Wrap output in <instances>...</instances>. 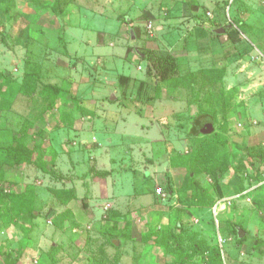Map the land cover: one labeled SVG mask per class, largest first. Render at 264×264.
Returning a JSON list of instances; mask_svg holds the SVG:
<instances>
[{"label":"rangeland","instance_id":"obj_1","mask_svg":"<svg viewBox=\"0 0 264 264\" xmlns=\"http://www.w3.org/2000/svg\"><path fill=\"white\" fill-rule=\"evenodd\" d=\"M55 1L0 0V264H264V0ZM195 141L194 182L165 173Z\"/></svg>","mask_w":264,"mask_h":264},{"label":"trees","instance_id":"obj_2","mask_svg":"<svg viewBox=\"0 0 264 264\" xmlns=\"http://www.w3.org/2000/svg\"><path fill=\"white\" fill-rule=\"evenodd\" d=\"M61 0H56V4H58ZM226 29V34L229 33V29L228 27L225 28ZM212 30V29H211ZM212 33V32H211ZM213 34V37L216 35L214 33ZM140 55V54H139ZM138 56V54H137ZM139 57V56H138ZM224 71L222 70H215V69H211V70H207L205 71L204 73H206L207 76H211L212 78L214 79H217V81H220L223 79V76H224ZM196 81V84H197V79H195ZM156 88L157 90L160 88V85H156ZM48 89L50 91V94L53 95L52 99H56V97L61 94V89L58 85L56 84H53L51 83L49 86H48ZM160 92V91H158ZM114 101H112L113 103ZM214 116L213 115H209V114H206L204 112H199L197 114H195L194 116H191L187 119V123L186 125H184V127L187 129V134L192 136L195 140L196 139H199L200 137H206L208 138L209 135H205L203 134V129L205 127V124L208 122V120H211L213 119L214 120ZM212 135V134H211ZM210 137V136H209ZM205 150H206V147L205 145H201L200 143H197L196 141L192 144V146L188 149V153L187 154H184L182 156H178V155H174L170 161H171V165L173 168L175 169H180V170H186L188 173H187V178L188 180L191 182H194V176L193 174L195 173V175H197L198 173H200V170L198 168V166H203L205 163V161H201L204 157H205ZM264 155L260 154L258 155V157L260 159H264L263 158ZM15 159L18 161V159L15 157ZM23 162V159L18 161V164L19 163H22ZM20 165V164H19ZM179 170V171H180ZM199 191V200L201 199L200 197L203 196L204 197V200H206L207 204L211 207L212 206V203H214V198L210 197L207 193V191L205 189H200L198 190ZM71 194V192H70ZM216 203V202H215ZM214 203V204H215ZM150 233V232H149ZM149 233L147 234H143L142 237L144 240H148V235ZM236 233L239 234V231L236 230ZM157 242V241H156ZM216 262H218L219 264H223V259L221 258V254L218 253L217 255V258H215Z\"/></svg>","mask_w":264,"mask_h":264},{"label":"crops","instance_id":"obj_3","mask_svg":"<svg viewBox=\"0 0 264 264\" xmlns=\"http://www.w3.org/2000/svg\"><path fill=\"white\" fill-rule=\"evenodd\" d=\"M118 111H120V110H118ZM133 115H136L137 116V118H139L141 121H138V119L136 120V127H137V130L138 131H140L142 128H143V125L144 124H146L145 122H143V120H144V113H142V112H140L139 113V115L135 112V111H133V112H129L128 111V116L130 117V116H133ZM123 122H125V123H127V124H135V122H129L128 120H123ZM119 124V122H116V124H115V126H117L118 124ZM73 131V130H71L70 128H66V133L67 134H70L71 132ZM84 133H90V131H85ZM107 134V137L109 138V143H110V145L108 146V148L107 147H97V149H96V151L98 152L99 151V149L100 148H102V149H104V150H108V149H110V151H108V152H105V156H108L109 157V159H110V164H113V160L114 159H112V157H115V158H117L118 156H119V154H117V152H116V150L118 149V147H119V144L117 143V141H114L115 140V135L116 136H121V137H119L120 138V140L118 141V142H124L123 141V138H125V137H123V134L124 133H122V132H118V131H116V132H111L110 130H108L107 132H106ZM91 134H95L94 132H91ZM118 134H120V135H118ZM72 135V134H71ZM82 138H84V136L82 137ZM81 138V139H82ZM112 139H114V140H112ZM93 140H94V138H93ZM98 141V139L97 138H95V142H97ZM89 141L87 140V139H85V140H83V146L84 147H88V148H91V146L89 147L88 146V143ZM88 148H84L83 150H86V149H88ZM82 150V149H81ZM93 150H95V149H93ZM115 150V151H114ZM109 154H111V155H109ZM138 154H139V150H138ZM122 160H123V157H122ZM141 161V160H140ZM139 160H138V162H140ZM125 162V161H124ZM169 163H170V165H169V167H167L166 169H164V172L165 173H171L172 172V165H171V161L169 160ZM157 163H155V164H153V163H149V164H145L144 165V173H143V175H142V180L140 181V182H138V181H136L137 182V186H140V185H142L143 183L145 184V183H147L148 184V187L146 186V187H143V189H142V191H141V189H140V187H139V193H138V196H137V198L140 196V194H141V197L143 196L144 198H147V199H149L150 198V195L151 194H149V192H152L153 190H154V183L157 181V178H155L156 176L157 177H159L160 175H162L163 176V174L162 173H160V171H161V169L160 170H158L157 169V167L155 166ZM162 168V167H161ZM176 170H178V169H176ZM109 171V170H108ZM152 171V172H151ZM179 171V170H178ZM104 172V171H103ZM110 172V171H109ZM125 172H127V171H125ZM105 173V172H104ZM104 173H102V174H104ZM158 173H160V174H158ZM152 174V175H151ZM156 179V180H155ZM102 180H108V179H102ZM159 180V179H158ZM106 181H99V182H95V184H97V185H99L100 183L101 184H106L107 182ZM110 184H108V186H110L111 188H112V185H111V182H109ZM120 183V177L119 176H117V181L113 184L114 185V188H115V190H117L118 192H120V195H122L123 197H125V194H126V191L125 190H123V187L121 186L120 187V189H117L116 188V185L117 184H119ZM150 184V185H149ZM150 186H152V188L150 187ZM151 188V189H150ZM98 191V190H97ZM69 192H71V191H69ZM96 193V192H95ZM69 194V193H68ZM77 194H78V190H77ZM76 194V195H77ZM103 194V193H102ZM98 194L96 193V195L95 196H97ZM153 195V194H152ZM136 198V199H137ZM89 200H91V199H89Z\"/></svg>","mask_w":264,"mask_h":264},{"label":"water","instance_id":"obj_4","mask_svg":"<svg viewBox=\"0 0 264 264\" xmlns=\"http://www.w3.org/2000/svg\"><path fill=\"white\" fill-rule=\"evenodd\" d=\"M212 33L216 34V35H224L226 33V29L225 28H220V29H212L211 30ZM214 123L212 120H208V122L205 124V127L203 129V134L205 135H210L214 132ZM246 233L243 230H239V237L243 238L244 235Z\"/></svg>","mask_w":264,"mask_h":264}]
</instances>
